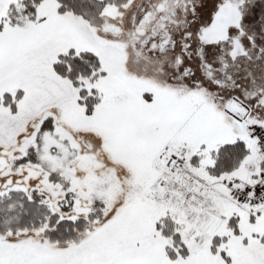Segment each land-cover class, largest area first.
<instances>
[{
    "label": "snow or ice",
    "instance_id": "1",
    "mask_svg": "<svg viewBox=\"0 0 264 264\" xmlns=\"http://www.w3.org/2000/svg\"><path fill=\"white\" fill-rule=\"evenodd\" d=\"M0 264H264V0H0Z\"/></svg>",
    "mask_w": 264,
    "mask_h": 264
}]
</instances>
